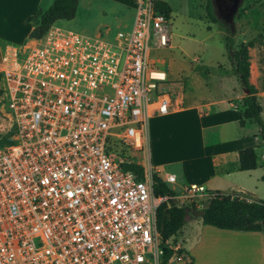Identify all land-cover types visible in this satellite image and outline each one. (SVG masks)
Here are the masks:
<instances>
[{"label": "built area", "instance_id": "built-area-1", "mask_svg": "<svg viewBox=\"0 0 264 264\" xmlns=\"http://www.w3.org/2000/svg\"><path fill=\"white\" fill-rule=\"evenodd\" d=\"M158 1L138 0L132 25L104 38L55 24L33 46H0L13 141L0 148V264H161L159 207L217 195L189 185L158 196L153 174L176 177L146 169L149 120L180 104L150 60L172 40ZM118 146L141 159L143 178L122 170Z\"/></svg>", "mask_w": 264, "mask_h": 264}, {"label": "crops", "instance_id": "crops-1", "mask_svg": "<svg viewBox=\"0 0 264 264\" xmlns=\"http://www.w3.org/2000/svg\"><path fill=\"white\" fill-rule=\"evenodd\" d=\"M12 1L13 4L7 5V0H0V9L4 11L6 7L13 6L14 15H23V20L35 14L39 3V0L35 5L24 0ZM137 5L138 0L133 14ZM132 22L133 18L126 28ZM27 24L29 29L22 42L24 45L33 41L29 33L35 28L34 23ZM154 62L165 65L164 60ZM167 76L172 86H179L168 73ZM203 80L211 94L209 100H197L188 106L184 101L180 105V100V104L168 114L149 120L148 164L161 177L164 174L176 177L174 185L179 190L175 194L189 185H198L210 192L238 196L250 202L264 201V148L258 136L259 130L253 122H246L243 127L239 125L244 110L241 100L245 94L234 75L226 69L216 68L213 75L209 69ZM249 82L257 89L264 122V107L260 103L264 99V91L259 88L260 75H250ZM163 117L167 119L159 120ZM245 149L255 151L256 169L239 170L238 152ZM195 201L199 202L200 197ZM177 238L176 245L183 251L184 261H170L168 264H264L263 233L221 230L204 225L202 218L191 215Z\"/></svg>", "mask_w": 264, "mask_h": 264}, {"label": "rangeland", "instance_id": "rangeland-1", "mask_svg": "<svg viewBox=\"0 0 264 264\" xmlns=\"http://www.w3.org/2000/svg\"><path fill=\"white\" fill-rule=\"evenodd\" d=\"M24 1L35 5L34 3L38 0ZM53 1L39 0L35 14L39 9L49 8ZM136 2L137 0H79L75 18L68 23L56 22V25L87 36L100 35L104 38L128 27V22L132 18L134 20L135 17L133 9ZM10 4H13V1L7 0V5ZM206 4L207 0H168L167 5L171 10L169 17L172 48L150 55L152 61L164 60L165 65L156 64L155 66L167 71L170 79L179 83L178 87L172 86V99L173 101L181 100L180 105L185 102V106H188L197 100L211 98L209 89L203 80V76L209 74V69L210 75L215 73L216 68L226 69L230 75H233L224 46V37L229 34L223 28H229V25L226 20H220L218 17L223 28L212 23L206 14ZM13 12V6L6 7L4 11L0 9V46H11L17 49L33 46L34 40L28 44H22L29 25L25 22L26 19L23 20V15H14ZM25 12L29 11L25 10ZM235 15L232 36L236 47L260 34L264 36V0H243ZM249 57L250 75H260L259 88L264 91V46L256 43V46L249 50ZM260 103L264 107V99H261ZM166 119L159 118L161 121ZM7 133L8 124L0 109V136L4 137ZM129 159L140 165L142 163L138 158ZM149 168L151 166L147 164L146 169ZM151 170L157 173L155 168ZM166 185L174 193L179 190L178 186ZM207 204L208 201L195 203L192 200H185L184 203L195 209H204ZM175 241H178V238Z\"/></svg>", "mask_w": 264, "mask_h": 264}, {"label": "trees", "instance_id": "trees-1", "mask_svg": "<svg viewBox=\"0 0 264 264\" xmlns=\"http://www.w3.org/2000/svg\"><path fill=\"white\" fill-rule=\"evenodd\" d=\"M79 0H54L46 10L39 9L36 14L26 18V23H34L35 28L29 33V38L38 40L48 31V29L59 21H71L75 18ZM157 9L166 17H169L170 7L161 1L157 2ZM206 14L209 20L219 25L212 5V0H207ZM236 19V15L234 20ZM229 35L224 37V46L227 51L228 59L231 63L233 75L240 88L248 91L247 95L241 100L243 107V116L239 120L241 127L246 122H253L259 130V138L264 148V122L261 117L262 107L257 99V89L250 84V57L249 50L256 46V43L264 46V36L258 35L256 38L235 46L232 36L234 28H223ZM2 91L0 89V95ZM11 134L0 136V148L12 144ZM121 155H129L127 149L118 146ZM133 159V158H132ZM239 170L247 171L256 169V153L253 149H245L238 152ZM122 170L132 172L139 178L144 176V168L133 160H128L121 165ZM154 193L158 196H174L175 193L163 182L157 175L153 174ZM216 196L208 201L204 208V214L201 217L204 225L212 226L221 230L237 232H258L264 236V201L250 202L240 199L237 196L225 195L216 192ZM196 209L193 206L188 207L179 205L171 201L170 207L162 204L157 211V230L160 236L163 256L161 264H168L175 254L179 255L183 251H174L176 237L181 232L186 220Z\"/></svg>", "mask_w": 264, "mask_h": 264}, {"label": "flooded vegetation", "instance_id": "flooded-vegetation-1", "mask_svg": "<svg viewBox=\"0 0 264 264\" xmlns=\"http://www.w3.org/2000/svg\"><path fill=\"white\" fill-rule=\"evenodd\" d=\"M238 0H212L213 10L215 11L218 19H224L227 21L230 28L231 10L234 6V2Z\"/></svg>", "mask_w": 264, "mask_h": 264}, {"label": "water", "instance_id": "water-1", "mask_svg": "<svg viewBox=\"0 0 264 264\" xmlns=\"http://www.w3.org/2000/svg\"><path fill=\"white\" fill-rule=\"evenodd\" d=\"M243 0H238V1H235L234 2V6L231 10V18H230V24L233 28V22H234V17H235V14L238 10V8L240 7L241 3H242ZM233 33H234V29H233ZM242 92L247 95L248 94V91L245 89V88H241ZM204 214V209H196L194 212H193V216L195 217H202Z\"/></svg>", "mask_w": 264, "mask_h": 264}, {"label": "bare ground", "instance_id": "bare-ground-1", "mask_svg": "<svg viewBox=\"0 0 264 264\" xmlns=\"http://www.w3.org/2000/svg\"><path fill=\"white\" fill-rule=\"evenodd\" d=\"M26 47V46H25Z\"/></svg>", "mask_w": 264, "mask_h": 264}]
</instances>
